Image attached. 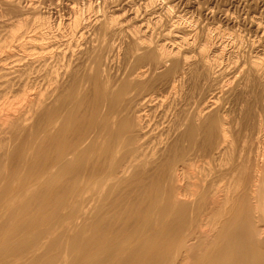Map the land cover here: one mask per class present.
<instances>
[{
	"label": "bare ground",
	"instance_id": "obj_1",
	"mask_svg": "<svg viewBox=\"0 0 264 264\" xmlns=\"http://www.w3.org/2000/svg\"><path fill=\"white\" fill-rule=\"evenodd\" d=\"M5 2L0 264H264V47Z\"/></svg>",
	"mask_w": 264,
	"mask_h": 264
},
{
	"label": "rangeland",
	"instance_id": "obj_2",
	"mask_svg": "<svg viewBox=\"0 0 264 264\" xmlns=\"http://www.w3.org/2000/svg\"><path fill=\"white\" fill-rule=\"evenodd\" d=\"M5 1H8V0H0V16L3 15L1 14L2 12L4 13H8L9 9L11 8L10 5L6 4ZM13 1H16L17 3H20L21 6H24L26 5H30V4H35V6H38L39 7H42L41 10L42 11H45V12H49L51 14H53L54 12V19H56L55 17L59 16L58 14L62 15L64 18H67L68 16H71L72 15V11L73 8L75 10H78L79 9H82L83 8V5H85L86 3L85 2H88L90 3L91 5H94V7H99V10L97 12V10H94L95 12H93V14L91 15H103V16H115V17H119V19H121L123 16H127L129 18H133L134 14H136L135 18L137 19L138 18V21L140 23H144L145 21H149L150 19L153 20V18L156 16L154 14H157L156 17H159L157 20V26L155 28V35H158V37H160L164 32H166L167 30V27L171 28V24L172 22H174L178 17H186L187 16V13H188V16L193 18L194 20L196 19V32H197V35H198V39L202 38L205 34V31H208V30H212L211 28H213V26L215 28H213V30H220L219 31H223L225 30V33H228V34H231L233 35H236L235 36V39H236V46L238 47H241V48H238V50L236 49V51L238 52L237 53V56H238V61L241 62L243 60H247L248 58H250V54H251V57L252 55L254 54V52L257 50L256 48H259L261 49L262 45H264V35H261L258 36L259 34H255V29H254V24L253 22L255 21H258L262 24H264V22H262V20H264V0H157L158 1V4H154L155 7H150V6H145L146 4H148L147 2H149V0H13ZM44 1V2H43ZM101 3H100V2ZM105 1V2H108L107 4L104 3V5L102 4V2ZM131 1V2H130ZM133 1L135 2V5L133 3ZM140 1V2H139ZM147 1V2H145ZM152 1V0H151ZM161 1V2H160ZM185 1V2H184ZM5 2V3H4ZM43 2V3H42ZM128 2V3H127ZM129 2H130V6L129 5ZM141 5H137L136 7V4L137 3ZM142 2V3H141ZM144 2V3H143ZM188 2V3H187ZM45 3V4H44ZM82 3H84L82 5ZM132 3V4H131ZM160 3V4H159ZM164 3V4H163ZM61 4V5H59ZM125 4H128V5H125ZM162 4V5H161ZM166 4L168 5L167 7L168 8H165L166 7ZM170 4V5H169ZM173 4V5H172ZM184 4V5H183ZM48 5V6H46ZM82 5V6H81ZM103 5V6H101ZM132 5V6H131ZM144 7H143V6ZM157 5H160L157 6ZM172 5V6H171ZM175 5V6H174ZM6 6V7H4ZM58 6V7H57ZM59 6H61L59 8ZM117 6H121L120 8H118ZM125 6H127L125 8ZM139 6V7H138ZM171 6V7H170ZM13 7V6H12ZM57 7V8H56ZM82 7V8H81ZM109 7V9H108ZM112 7V9H111ZM116 7V8H114ZM123 7V8H122ZM146 7V8H145ZM147 7H150L149 9H147ZM170 7V9H169ZM173 7V8H172ZM195 7V8H194ZM8 8V10H6ZM46 8V9H44ZM59 8V9H58ZM71 8V9H70ZM135 8V9H133ZM141 8V9H140ZM160 8V9H159ZM176 8V9H175ZM194 8V10H193ZM262 8V9H261ZM13 9V10H12ZM15 8H11L8 15L5 14L3 15L4 16V19L0 17V25H1V21L4 20H7V19H11L12 17H14L16 15V11L14 10ZM65 9V10H64ZM101 9V10H100ZM108 9V10H107ZM116 9V10H115ZM122 9V10H121ZM127 10L126 12V15H122V14H125L123 13L124 10ZM129 9V10H128ZM131 9V10H130ZM153 9V10H152ZM164 9L167 11H164L166 14L163 15V11ZM172 9V10H171ZM174 9V10H173ZM187 9V10H186ZM197 11H196V10ZM208 9V10H207ZM221 9V11H220ZM246 9V10H245ZM253 9V10H252ZM121 10V11H120ZM170 10V11H169ZM193 10V11H192ZM207 10V11H206ZM227 10V11H226ZM57 11V12H56ZM101 11V12H100ZM130 11V12H129ZM136 11V12H135ZM158 11V12H156ZM162 11V12H161ZM225 11V13L223 12ZM12 12V14H11ZM15 14H14V13ZM63 12V13H62ZM100 12V13H99ZM104 14H103V13ZM117 12V13H115ZM128 12L131 13L128 15ZM150 12V13H149ZM155 12V13H153ZM170 12V14L168 13ZM173 12V13H172ZM183 14H182V13ZM185 12V13H184ZM192 12V13H191ZM194 12V13H193ZM232 12V13H231ZM240 12V13H239ZM70 14V15H67ZM99 13V14H98ZM111 15H109V14ZM162 13V14H161ZM220 13V14H219ZM227 13V14H226ZM258 13V14H257ZM117 14V16H116ZM122 16H120V15ZM138 14V15H137ZM177 14V15H175ZM182 14V15H181ZM192 14V15H191ZM197 14V15H196ZM223 14H225V18L227 17L228 19H224V16ZM229 14V15H228ZM232 14V15H231ZM260 14V16H258ZM90 15V16H91ZM108 15V16H107ZM119 15V16H118ZM146 15V16H145ZM152 16L151 18L148 16ZM154 15V16H153ZM167 15V16H166ZM172 15V16H171ZM209 15V16H208ZM228 15V16H226ZM255 15V16H254ZM12 16V17H11ZM66 16V17H65ZM132 16V17H131ZM141 16V17H140ZM165 17H168L167 18H164ZM174 16V17H173ZM176 16V17H175ZM187 16V17H188ZM194 16V17H193ZM203 16V17H202ZM208 16V17H207ZM234 16V17H233ZM236 16V17H235ZM254 16V17H253ZM6 17V18H5ZM149 17V18H148ZM161 17V18H160ZM170 17V19H169ZM210 17V18H209ZM217 17V19H216ZM231 17V19H230ZM245 17V18H244ZM143 18V19H141ZM173 18H176V19H173ZM209 20H208V19ZM262 20H261V19ZM156 19V18H155ZM162 19V20H161ZM167 19V20H166ZM224 19V20H223ZM257 19V20H256ZM142 20V21H140ZM227 20H228V23H227ZM230 20V21H229ZM233 20V21H232ZM235 20V21H234ZM250 20V21H249ZM261 20V21H260ZM171 21V22H170ZM199 21V22H197ZM204 21V22H203ZM208 21V22H207ZM212 21V22H211ZM245 21V22H244ZM253 21V22H252ZM161 22V24H160ZM233 22V23H232ZM237 22V23H236ZM250 22V25L249 23ZM232 23V24H231ZM241 23V24H240ZM244 23V24H243ZM248 23V24H247ZM159 24V25H158ZM170 24V25H169ZM203 24V25H202ZM213 25L211 28L210 26ZM244 26H243V25ZM202 25V26H201ZM210 25V26H209ZM216 25V26H215ZM167 26V27H166ZM205 26V27H204ZM207 26V27H206ZM229 26V28H228ZM235 28H234V27ZM264 26V25H262ZM161 30H160V28ZM165 27V28H164ZM219 28V29H218ZM242 28V29H241ZM56 29V28H55ZM54 29V31H56ZM239 29V30H238ZM254 29V30H253ZM160 30V31H159ZM165 30V31H164ZM200 30L201 32L203 31V34L201 33L200 35ZM227 30V31H226ZM230 31V32H229ZM247 31V32H246ZM254 31V32H252ZM158 32V34H156ZM163 32V33H162ZM251 32V33H250ZM254 36H253V35ZM233 35V36H234ZM257 37H256V36ZM239 36V38H238ZM253 36V37H252ZM241 37V38H240ZM256 37V38H255ZM259 37V38H258ZM253 38V40H252ZM258 38V39H257ZM199 39V40H200ZM239 40V41H237ZM244 40V41H243ZM252 40V41H251ZM259 40V42H261L259 44V42H257ZM251 42H257L256 44L252 43ZM241 43V44H239ZM253 45V46H252ZM256 46V47H255ZM261 46V47H260ZM255 47V48H253ZM246 49V50H245ZM254 50V51H253ZM241 51V53H240ZM250 51V52H249ZM243 52V54H242ZM252 52V53H251ZM240 53V54H239ZM243 55V56H242ZM245 55V59L243 58ZM240 58V59H239Z\"/></svg>",
	"mask_w": 264,
	"mask_h": 264
}]
</instances>
